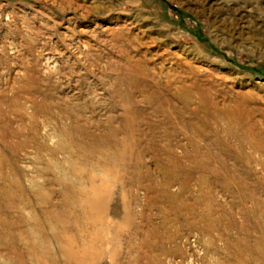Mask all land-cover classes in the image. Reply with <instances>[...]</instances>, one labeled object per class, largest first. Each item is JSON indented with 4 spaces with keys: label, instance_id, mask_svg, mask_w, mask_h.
Wrapping results in <instances>:
<instances>
[{
    "label": "rangeland",
    "instance_id": "1",
    "mask_svg": "<svg viewBox=\"0 0 264 264\" xmlns=\"http://www.w3.org/2000/svg\"><path fill=\"white\" fill-rule=\"evenodd\" d=\"M0 264H264V0H0Z\"/></svg>",
    "mask_w": 264,
    "mask_h": 264
}]
</instances>
